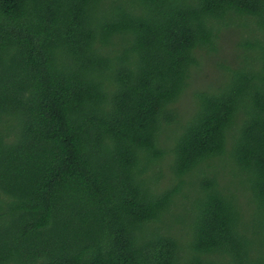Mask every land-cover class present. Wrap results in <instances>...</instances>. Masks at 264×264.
I'll return each instance as SVG.
<instances>
[{
  "label": "trees",
  "instance_id": "1",
  "mask_svg": "<svg viewBox=\"0 0 264 264\" xmlns=\"http://www.w3.org/2000/svg\"><path fill=\"white\" fill-rule=\"evenodd\" d=\"M0 264H264V0H0Z\"/></svg>",
  "mask_w": 264,
  "mask_h": 264
},
{
  "label": "rangeland",
  "instance_id": "2",
  "mask_svg": "<svg viewBox=\"0 0 264 264\" xmlns=\"http://www.w3.org/2000/svg\"><path fill=\"white\" fill-rule=\"evenodd\" d=\"M229 51H231V45L228 41H225L222 49L218 52V54L212 55V60L204 62L202 72L194 77L196 81L193 83V86L187 92V94L185 93V95L180 98L179 102L176 104V106L182 111L183 114H188L193 105V98L190 96L191 91L204 87V85H202L203 83L209 82L214 76L219 75V66L223 65L225 61H228L227 59H229ZM169 174L170 173L166 169H163L164 178L167 179ZM165 182L166 180H163L161 183L164 184Z\"/></svg>",
  "mask_w": 264,
  "mask_h": 264
}]
</instances>
